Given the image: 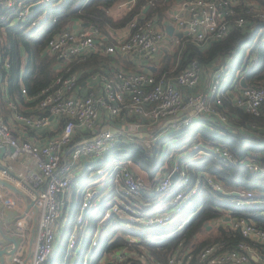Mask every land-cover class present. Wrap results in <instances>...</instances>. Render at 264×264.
<instances>
[{
  "label": "built area",
  "instance_id": "1",
  "mask_svg": "<svg viewBox=\"0 0 264 264\" xmlns=\"http://www.w3.org/2000/svg\"><path fill=\"white\" fill-rule=\"evenodd\" d=\"M52 1L7 0V9L1 18L13 23L25 21L34 5ZM63 1L59 0L58 3ZM138 2L121 0L116 3L115 9L129 13ZM153 2L149 0L148 5H144L119 30L114 41L99 26L79 22L49 39L47 51L60 62V70L92 53L104 55L105 61L92 68L85 80L81 78L82 73L76 71L58 75L33 95L28 94L24 87L25 101L33 103V110L27 113L20 109L18 102L9 99V109L26 128L49 127L53 131L47 139L20 138L3 120L0 107V147L13 148L4 154L12 160L27 155L35 162L33 167L24 171H15L11 164L0 163V178L25 191L29 201L38 207L31 264H51L50 259L61 244H65L66 250L59 257L62 261L56 264H70L78 247L84 254L80 259L81 264H95L98 260L99 264H164L145 249H118L99 257L97 247L103 235L102 225L105 219L113 218L110 222L112 228L109 229L112 236L117 235L114 229L121 227L118 218L125 220L128 229L132 225L143 228L166 226L181 205L168 214L158 211L144 214L137 208L142 202L138 199L143 192L158 193L155 208L161 205L160 208H170L182 203L185 198L189 199L196 193L197 187L185 190V194L177 190L181 186H188L190 179L186 168L175 161L172 170L166 171L158 182L153 183L132 169L134 162L130 159L115 158L108 166L98 168L95 162L104 158L122 139L138 138L146 147H151L162 133L179 131L200 117H210L225 126L230 125V109L223 103V94L231 96L233 105L248 113L255 116L264 114V86L244 87L241 84L245 78V68L257 61L256 54H252L245 65L236 70L231 81V61L221 63L214 70L208 90H193L200 84L204 71L197 60H192L175 75L160 72L166 53L174 43H181V38L176 34H168V24H173L176 31L183 32L192 41L205 45L227 37L235 27L250 29L256 21L264 22V0H174L163 23L158 16L147 15ZM116 57L132 66L117 63L114 61ZM143 61L154 63L156 69H142L140 64ZM235 90L237 93L233 95ZM54 119L55 124L52 122ZM114 124L117 126L114 127ZM150 127L158 128L151 138L145 139L143 131ZM208 151L231 163L238 162V158L221 145H211ZM246 164L253 170L259 169L256 162ZM174 172L175 177L172 176ZM84 173L87 181L81 189V202L70 223L71 190L74 181ZM206 176L210 187L223 189L220 182L210 175ZM113 191L115 194L108 203L110 208L93 230L88 247L83 249L81 232L88 228L87 210ZM234 193L238 195L234 200L237 206L250 205L251 191ZM170 195L173 198L163 205ZM0 201L11 208L18 206L14 198L7 196L1 184ZM231 223L243 235L259 243L261 248L247 243L230 249L217 243L206 245L199 251L177 248L167 264H264V229L243 218L232 219ZM27 224L24 219L16 221V227L23 237L28 235ZM128 237L136 239L133 235ZM14 260L19 264L24 261L17 255Z\"/></svg>",
  "mask_w": 264,
  "mask_h": 264
},
{
  "label": "trees",
  "instance_id": "2",
  "mask_svg": "<svg viewBox=\"0 0 264 264\" xmlns=\"http://www.w3.org/2000/svg\"><path fill=\"white\" fill-rule=\"evenodd\" d=\"M119 1L121 0H65L58 3L59 0H53L39 3L33 7L27 20L13 23L1 18L6 12L7 0H0V85L8 81L10 98L19 104L25 103L22 92L24 87L28 94L33 95L49 85L58 75L80 71L81 78L87 79L91 69L105 61L104 55L92 53L85 59L75 60L68 68L60 70L59 67H55L56 63L60 62L47 51L48 41L57 32L69 26L74 27L77 22L95 24L105 33L110 28H123L144 5L149 3V0H139L132 11L118 15L115 5ZM153 1L147 15L158 16L163 23L167 9L172 6L174 0ZM252 25L250 29L244 30L235 27L227 37L205 45H200L186 36L181 37L177 51H168L164 56L160 72L175 75L192 60H197L203 67L215 68L229 60L232 68L231 81L236 70L244 66L252 54H256L257 61L254 65L245 68V80L249 86H264V22L256 21ZM222 100L230 109V125L225 126L210 117H200L179 131H172L164 139L162 136L159 137L151 147H146L138 138L122 139L104 158L95 162V167L98 168L108 166L109 161L115 158L130 159L146 170L148 178L156 183L162 175L161 170L167 172L172 170L176 157L174 154L187 152L194 145L197 136L199 134L203 136L204 142L198 147L199 150H204L203 155L196 156L197 152L196 154L193 152L198 149L195 148L178 160L186 168L190 179L185 190L190 191L197 187L196 193L189 199H183L182 203L171 206L178 208L182 204L179 210L172 214L168 224L161 225L160 229L152 226L143 228L139 225H133L128 229L125 220L118 218L119 225L124 229L114 236L111 230L101 236L97 247L99 257L118 249H145L154 259L167 264L169 257L177 248L184 250L193 248L199 251L212 243L226 249L236 248L240 243L261 248L259 243L243 235L240 229L234 228L231 222L232 219L243 218L255 222L259 228L264 229V114L255 116L234 106L228 94H223ZM28 103L33 104L26 102ZM216 144L229 149L238 158V162L231 163L208 151L209 146ZM167 159L170 168L168 166L164 168L163 164ZM249 161L258 163L259 169H251L246 164ZM85 174L79 176L73 184L70 223L81 202V189L87 181ZM206 175L220 182L223 189L216 190L210 187ZM235 191H251L253 196L249 198L250 205L237 206L234 203L238 197ZM114 194L115 191L111 192L100 203L87 210L88 228L81 232L83 249L88 247L93 230L102 220L103 216L98 220L100 215L97 214L109 206L108 203ZM157 196L158 193L143 192L138 200L150 203L141 202L142 205L137 206L140 212L145 214L157 209L154 206ZM227 216L231 219L225 221ZM112 219L104 220L102 231L104 227L108 228ZM217 220L221 222L216 232L201 238V234L208 231L209 224ZM137 227L139 229H136ZM129 231L133 233L138 231L139 237L132 239L125 236ZM150 236L154 238L151 239ZM65 250V244H61L50 259L51 264L62 261L59 257ZM262 251L264 252V248ZM76 264H81L80 258ZM95 264H99V260L95 261Z\"/></svg>",
  "mask_w": 264,
  "mask_h": 264
},
{
  "label": "crops",
  "instance_id": "3",
  "mask_svg": "<svg viewBox=\"0 0 264 264\" xmlns=\"http://www.w3.org/2000/svg\"><path fill=\"white\" fill-rule=\"evenodd\" d=\"M115 61V60H114ZM127 67H131L132 64L131 63H126L125 64ZM56 68H60L61 69V64H57L56 63ZM140 67L142 69L145 70H149V69H156L157 65H154V63L150 62L148 63L147 61H143L140 64ZM213 79V76H212ZM8 81L6 80L5 82L1 83L0 85V107H1V111H2V118L3 120L9 124V126L13 129V131L20 137V138H26V139H35V138H41V139H47V137L50 135V133H53V131L51 129H49V127H45V128H40V129H30V128H26L20 121H18L15 118L14 112L9 109L8 107V101L10 98V94L8 93ZM209 86L205 89L200 88V84L193 90H208ZM235 93H237V90H235L233 92V95H235ZM232 95V96H233ZM20 109L27 113L29 111L33 110V106L31 104H26L22 103L20 104ZM53 124L56 123V119H54ZM114 127L117 126V124L113 125ZM7 151H12L10 147L7 148ZM0 163L1 164H11L15 171H24L25 169H30L31 167H33L35 165L34 159L31 158L30 156L27 155H21L19 156L17 159H10L8 155H5L4 153L2 155H0ZM173 165V164H172ZM132 169L140 175H144L148 178V172L146 170H143L138 164L136 163H132L131 164ZM167 166H164V168ZM166 171H161L160 173L164 174ZM73 189H74V185L73 188L71 190V194L73 193ZM5 191L8 197H12L17 201L18 206L15 208H11L8 206H4V209L2 210V212L0 213L1 216H4L6 219H24L27 223L29 222L28 220L31 219V217L36 214L37 210L34 206L30 205V201L29 199L27 200L26 198H24L22 195L17 194L13 191H11L10 189L5 187ZM1 204H3L0 201ZM34 214V215H33ZM36 221V219L34 220ZM27 230H30V228L25 227ZM34 233H35V227L33 229ZM33 233V232H32ZM29 234V233H28ZM34 237V236H33Z\"/></svg>",
  "mask_w": 264,
  "mask_h": 264
},
{
  "label": "rangeland",
  "instance_id": "4",
  "mask_svg": "<svg viewBox=\"0 0 264 264\" xmlns=\"http://www.w3.org/2000/svg\"><path fill=\"white\" fill-rule=\"evenodd\" d=\"M173 5H174V2H173V4H172V6L171 7H169L168 9H167V11L169 10V9H171L172 7H173ZM116 11H117V14L119 15V14H122V13H124L122 10H117V9H115ZM168 14V13H167ZM166 17H167V15H166ZM121 29V28H120ZM119 28H116V29H110L107 33L111 36V39L112 40H115V37L118 35V33H119V30H120ZM179 45L180 44H173L172 45V47H171V52H175V51H177V49L179 48ZM117 63H122V64H126L127 63V61H125V60H122V59H114ZM217 67V66H216ZM216 68L215 67H213V66H211V67H204V71H203V74H202V78H201V80H200V88H203L204 89V87H205V89L208 87V85H210L211 84V82H212V76H213V74H214V70H215ZM158 128V127H157ZM157 128H154V127H150V128H146L144 131H143V135L145 136V139H147V137H150L151 138V135L153 134V132H155V129H157ZM172 131H169V132H167V133H162V137H163V139L164 138H166L167 137V135L169 134V133H171ZM139 137H141V135H138ZM202 142H204L203 141V136H201L200 134L197 136V138H196V140H195V143H194V145L191 147V149H195V146L197 145V144H200V143H202ZM191 149H189L187 152H184V153H180V152H176L174 155L176 156L175 158H174V162L175 161H178L179 159H180V157L181 156H184V155H187V153L189 154V152L190 151H193V150H191ZM197 149L198 150H194L195 152H193V153H195L196 154V152H197V154H196V156H200V155H203V153H204V150L203 149H201V150H199V148L197 147ZM161 159H162V156H161ZM118 160V159H117ZM119 160H122V158L121 159H119ZM109 163H111V160L109 161ZM164 166H168L169 168H170V166H169V162H168V159L167 160H165V162H164V164H163ZM155 167V166H154ZM162 171V170H161ZM160 171V172H161ZM161 174V173H160ZM149 179V178H148ZM149 181H151L150 179H149ZM185 189H186V185H184V186H181V187H179L177 190L180 192V193H182V194H185ZM174 191V190H173ZM177 195V194H176ZM173 198V195H170L169 196V198H168V200L167 201H165V202H163L162 204L163 205H167V203L170 201V199H172ZM108 200H110V198H108ZM143 200V199H142ZM145 200H143L142 202H144ZM139 204V203H138ZM139 205H141V204H139ZM182 205V204H181ZM106 206H107V203H106ZM162 206V205H161ZM160 206V207H161ZM157 208V209H155L154 211H151V213H153V212H156V211H158V212H165V213H172V212H175L176 211V208L175 207H171V208H169V207H164V208ZM180 207V206H179ZM110 207L108 206V207H105V208H103L102 210H100V212L97 214V215H100L99 217H98V220L102 217V216H104L105 215V213H106V211L109 209ZM97 209V208H96ZM164 213V214H165ZM34 215V214H33ZM85 216H87L86 214H85ZM122 216H124V214H122ZM227 217H229V216H227ZM37 220V215L35 214L34 215V217L32 216L31 217V219L30 220H28L29 222H28V224H27V227L28 228H30V227H32V228H30V230H28V235L26 236V238L27 239H24L23 240V244H22V247H21V249L18 251V254H17V257L19 256L20 258H22V259H24V258H26V257H28L29 258V261H28V264H31V259H32V257H31V255H29V254H27V247L28 246H30V244L32 243L31 242V238H32V236H34V231H33V229H34V227L36 226V221H34V220ZM230 219V218H229ZM225 221H227L226 219H224ZM220 220H217V221H215V222H213L212 224H209V226H208V231H206L205 233H203V234H201V238H205V237H207V236H210V235H212L213 233H215L216 232V229H217V226L220 224ZM133 226V225H132ZM110 228H112V225H110L109 224V226H108V228L107 227H104V229H103V234H106V233H108V231H109V229ZM161 227H159V229H160ZM124 229V228H123ZM121 227L120 228H118V227H116L115 229H114V231L113 232H116V234H119L120 232H122V230H123ZM136 229H139V227H137ZM33 232V233H32ZM137 232L138 231H136V232H128V233H126L125 234V236H129V235H134V237L135 238H138L139 237V235L137 234ZM151 237V239L152 238H154L153 236H150ZM31 239V240H30ZM32 249L34 250V246L32 247ZM140 249H142V248H140ZM77 254H79L80 255V259H82V256L84 255V254H81V247H78L77 248V250L75 251V255L73 256V257H71V259H70V264H76V262H77V259L79 258V256L77 255ZM5 264H19V263H17L15 260H6V262H5Z\"/></svg>",
  "mask_w": 264,
  "mask_h": 264
},
{
  "label": "water",
  "instance_id": "5",
  "mask_svg": "<svg viewBox=\"0 0 264 264\" xmlns=\"http://www.w3.org/2000/svg\"><path fill=\"white\" fill-rule=\"evenodd\" d=\"M35 6V5H34ZM87 23H85L86 25ZM167 32L170 36L176 34L178 37H183V32L176 31V27L173 24L167 25ZM242 86H248L245 78L242 79ZM7 150L6 146L0 147V155H2ZM13 150V148H11ZM173 177L176 176V172L172 174ZM0 184L4 187L10 189L11 191L22 195L28 200V196L21 188L16 186L14 183L0 178ZM31 206H34L38 211L37 205L33 202H30ZM4 209V205L0 203V213ZM229 218V217H228ZM17 219H6L4 216L0 215V264H5L6 260H14L15 256L18 254V251L21 249L23 244L24 237L20 234L19 229L16 227ZM34 237H32L33 240ZM22 264H28V257L23 259ZM78 260V259H77ZM131 264H139L133 262Z\"/></svg>",
  "mask_w": 264,
  "mask_h": 264
},
{
  "label": "flooded vegetation",
  "instance_id": "6",
  "mask_svg": "<svg viewBox=\"0 0 264 264\" xmlns=\"http://www.w3.org/2000/svg\"><path fill=\"white\" fill-rule=\"evenodd\" d=\"M33 237V236H32ZM24 239H27L26 237H24ZM23 239V240H24ZM32 239V238H31ZM30 239V240H31ZM31 244H30V246H28L27 247V254H29V255H31V257H32V255H33V249H32V247L34 246V243H35V241H34V238H33V240H31ZM27 258V257H26ZM25 259V258H24ZM28 261H29V258H28Z\"/></svg>",
  "mask_w": 264,
  "mask_h": 264
},
{
  "label": "bare ground",
  "instance_id": "7",
  "mask_svg": "<svg viewBox=\"0 0 264 264\" xmlns=\"http://www.w3.org/2000/svg\"><path fill=\"white\" fill-rule=\"evenodd\" d=\"M156 238L158 237V236H155Z\"/></svg>",
  "mask_w": 264,
  "mask_h": 264
}]
</instances>
